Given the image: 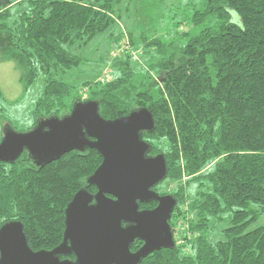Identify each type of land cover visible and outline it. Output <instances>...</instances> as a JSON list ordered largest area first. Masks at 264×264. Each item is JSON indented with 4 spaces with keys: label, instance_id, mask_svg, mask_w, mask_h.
I'll use <instances>...</instances> for the list:
<instances>
[{
    "label": "trees",
    "instance_id": "trees-1",
    "mask_svg": "<svg viewBox=\"0 0 264 264\" xmlns=\"http://www.w3.org/2000/svg\"><path fill=\"white\" fill-rule=\"evenodd\" d=\"M120 4L0 0V60L16 61L25 89L43 80L33 127L69 115L77 101H98L106 120L148 108L156 127L143 139L152 146L150 155L166 157V179L177 200L170 223L179 239L174 249L154 252L141 264H264V224L249 230L264 215V0H204L186 19L200 27L197 34L184 30L140 41L131 31L112 29ZM107 32L111 44L126 33L130 49L114 59L108 79L84 83L90 98L83 101L67 81L83 64L72 49ZM139 46L145 66L131 57ZM3 120L0 115V126ZM101 163L91 148L41 169L28 152L14 164L0 163V227L23 223L34 251L58 246L67 205ZM230 212L220 238L212 240L216 223Z\"/></svg>",
    "mask_w": 264,
    "mask_h": 264
},
{
    "label": "water",
    "instance_id": "water-1",
    "mask_svg": "<svg viewBox=\"0 0 264 264\" xmlns=\"http://www.w3.org/2000/svg\"><path fill=\"white\" fill-rule=\"evenodd\" d=\"M155 127L148 108L106 120L96 100L77 101L69 115L39 120L28 132L5 127L0 163L14 164L28 152L41 169L89 148L98 151L102 163L67 205L58 246L34 251L23 223L6 222L0 227V264H141L154 252L174 249L170 221L177 200L155 190L168 176L167 160L162 153L150 155L152 146L143 139ZM91 186L96 193L88 190ZM152 202L157 203L153 209L141 208ZM137 241L143 245L133 251Z\"/></svg>",
    "mask_w": 264,
    "mask_h": 264
},
{
    "label": "rangeland",
    "instance_id": "rangeland-1",
    "mask_svg": "<svg viewBox=\"0 0 264 264\" xmlns=\"http://www.w3.org/2000/svg\"><path fill=\"white\" fill-rule=\"evenodd\" d=\"M204 0H121V9L117 25L112 27L115 32L134 34L136 41H140L142 36L146 38L169 37L176 31H190L191 35L199 32L200 27L193 25L186 20L193 15L196 10L203 8ZM176 22L181 23L180 28H176ZM109 32L95 37L86 47L74 48L72 51L83 59V64L77 68L75 76L69 77V83L76 86L72 93L75 97H80L83 101L90 98L88 90H84L83 85L86 81L96 79L106 80L111 75V65L115 62L112 55L115 48L122 43L111 44L108 38ZM124 38V37H123ZM137 48V46H135ZM134 47V48H135ZM140 54L143 55L144 48L139 46ZM139 65L145 66L144 59L140 57ZM108 75H106V72ZM21 69L16 61L0 60V106L3 108L0 115L4 119L0 126V141L4 134V128L11 122L13 129L17 132L30 131L35 123L33 109L38 94L43 86L40 79L27 89L21 81ZM158 191L162 194L172 195L173 185L165 179L158 185ZM232 213L223 215V222L216 223L212 240L220 238L219 232L228 225ZM264 224V215L259 221L252 224L249 230ZM179 233H175V240L178 241Z\"/></svg>",
    "mask_w": 264,
    "mask_h": 264
},
{
    "label": "built area",
    "instance_id": "built-area-1",
    "mask_svg": "<svg viewBox=\"0 0 264 264\" xmlns=\"http://www.w3.org/2000/svg\"><path fill=\"white\" fill-rule=\"evenodd\" d=\"M129 37L128 35L125 33V40L122 41V43L120 45H118L116 48H115V52L113 53L112 55V58L113 60L114 59H117L119 57H121L123 55V53L126 51V49H130L128 43H129ZM128 47V48H127ZM139 51L140 50H134L132 49L131 50V57H132V60L134 62H140V56H139ZM106 75H108V72H106Z\"/></svg>",
    "mask_w": 264,
    "mask_h": 264
},
{
    "label": "flooded vegetation",
    "instance_id": "flooded-vegetation-1",
    "mask_svg": "<svg viewBox=\"0 0 264 264\" xmlns=\"http://www.w3.org/2000/svg\"><path fill=\"white\" fill-rule=\"evenodd\" d=\"M155 190H156V188H155ZM160 195H166V194H162V193H160L159 191H158V189L156 190ZM63 240V239H62ZM137 243V245H138V248L137 249H139L142 245H143V242H141V241H137L136 242ZM55 248V247H54ZM53 249V248H52ZM52 249H50V250H52ZM136 249V250H137ZM42 250H44V249H42ZM133 250V249H132ZM136 250H133V251H136ZM36 251H39V250H36ZM69 259H71V260H74L75 259V257L74 256H71V257H68ZM62 259H66L65 257H62Z\"/></svg>",
    "mask_w": 264,
    "mask_h": 264
}]
</instances>
